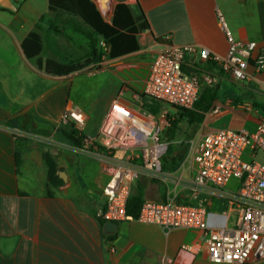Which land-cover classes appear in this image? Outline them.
<instances>
[{"label":"crops","instance_id":"obj_1","mask_svg":"<svg viewBox=\"0 0 264 264\" xmlns=\"http://www.w3.org/2000/svg\"><path fill=\"white\" fill-rule=\"evenodd\" d=\"M91 1L108 23L119 3L130 4L135 14L141 9L150 28L138 35V50L106 56L64 76L48 74L45 64L49 59L67 63L85 58L90 29L83 19L53 10L50 0H12L16 10L0 5V264H215L199 228L166 232L131 220L106 231L97 210L104 204L110 168L75 151L76 144L64 134L73 125L63 123L62 116L67 109L80 108L87 120L83 136L97 138L112 103L143 108L151 64L170 45L194 44L225 55L228 43L218 22L219 9L237 40L257 43L250 78L238 82L214 62L187 56L186 71L201 81L212 78L213 84L202 89L214 88L211 108L220 107L221 113L208 114L210 108L197 127L181 122L191 134L183 143L188 146L197 133L254 129L264 117V71L255 65L264 48V0ZM31 32L43 39L42 67L22 48ZM88 70L95 73L88 75ZM16 131L28 137L15 136ZM175 140L168 142L177 150L183 143ZM163 171L167 179L144 176L134 191L142 183L145 200L164 202L180 180L177 202L203 204L211 213L226 211V200L212 186L200 192L189 187L193 173L183 175L181 164Z\"/></svg>","mask_w":264,"mask_h":264},{"label":"built area","instance_id":"obj_2","mask_svg":"<svg viewBox=\"0 0 264 264\" xmlns=\"http://www.w3.org/2000/svg\"><path fill=\"white\" fill-rule=\"evenodd\" d=\"M19 2L21 0H15ZM218 22L228 43L225 55L198 45H170L158 53L150 67L145 94L170 106L194 109L203 85H212L210 77L202 81L183 67L185 58L212 61L234 80L250 78L249 67L257 43L237 40L223 13L217 9ZM102 46L105 44L102 42ZM258 71H264V48L255 58ZM250 107L243 104L242 108ZM213 107L208 114H220ZM62 122L72 124L80 133L76 152L107 164L110 178L103 188L104 204L97 215L104 222L138 220L155 224L166 232L199 228L204 231L209 260L215 264H249L264 260V117L254 128L221 129L197 133L188 142L181 163L183 175L193 173L189 187L195 192L212 186L215 195L227 202L223 213H211L203 205L179 203L178 189L170 190L164 202L145 200L139 216L127 213V204L135 183L142 177L167 179L163 159L169 142L163 133L169 120L122 102L111 104L97 138L83 136L86 116L78 107L67 109ZM15 136L27 138L24 132ZM172 193V194H171Z\"/></svg>","mask_w":264,"mask_h":264},{"label":"trees","instance_id":"obj_3","mask_svg":"<svg viewBox=\"0 0 264 264\" xmlns=\"http://www.w3.org/2000/svg\"><path fill=\"white\" fill-rule=\"evenodd\" d=\"M53 10H62L78 15L89 27L90 32L86 33L87 54L83 60H72L70 62H60L49 59L45 64V71L48 74L64 76L81 70L91 64L101 62L106 56L117 57L139 49L138 35L150 28L146 15L140 9L135 14L134 8L127 3H119L114 9V16L110 23L106 22L91 0H50ZM105 44V47L101 43ZM25 55L29 59L36 60V64L42 67L39 59L43 50V39L40 33L31 32L22 43ZM187 70V69H185ZM216 98L214 88H204L200 98L196 102L194 109H185L173 106L180 113L177 118L170 120V125L165 131V137L173 142L179 131L180 123L188 122L197 127L204 120L205 112L213 105ZM164 102L145 97L143 99V110L154 115H160ZM64 134L76 145L80 143V133L72 126L64 131ZM189 135L188 138H190ZM187 154V143L181 144L179 149L169 146L167 155L163 159L164 170L176 169L185 159ZM17 163L18 154L16 153ZM145 201V188L142 183L138 184L127 204V213L133 218H137L141 206Z\"/></svg>","mask_w":264,"mask_h":264},{"label":"rangeland","instance_id":"obj_4","mask_svg":"<svg viewBox=\"0 0 264 264\" xmlns=\"http://www.w3.org/2000/svg\"><path fill=\"white\" fill-rule=\"evenodd\" d=\"M87 73L88 75H93L95 73V70H88ZM162 113L166 116L169 122L170 120L177 118V114H178L173 107L168 105H165V108L162 111ZM179 127H180V131H179V135L177 136V139L175 140V144H181L183 142H186L188 140L189 135H191L189 126H187L186 123L179 125Z\"/></svg>","mask_w":264,"mask_h":264},{"label":"water","instance_id":"obj_5","mask_svg":"<svg viewBox=\"0 0 264 264\" xmlns=\"http://www.w3.org/2000/svg\"><path fill=\"white\" fill-rule=\"evenodd\" d=\"M105 2L109 0H104ZM0 5L4 8L10 9V10H16V7L14 6L12 0H0ZM117 227V224L115 222H106L105 230L108 232H113Z\"/></svg>","mask_w":264,"mask_h":264}]
</instances>
